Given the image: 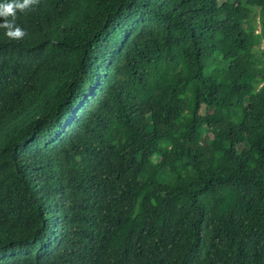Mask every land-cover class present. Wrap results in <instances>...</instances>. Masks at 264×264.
Listing matches in <instances>:
<instances>
[{
  "label": "trees",
  "instance_id": "1",
  "mask_svg": "<svg viewBox=\"0 0 264 264\" xmlns=\"http://www.w3.org/2000/svg\"><path fill=\"white\" fill-rule=\"evenodd\" d=\"M16 24L0 264H264V0H39Z\"/></svg>",
  "mask_w": 264,
  "mask_h": 264
},
{
  "label": "clouds",
  "instance_id": "2",
  "mask_svg": "<svg viewBox=\"0 0 264 264\" xmlns=\"http://www.w3.org/2000/svg\"><path fill=\"white\" fill-rule=\"evenodd\" d=\"M39 0H5L0 3V28L5 29V35L10 39H22L27 34L16 24V13L24 12L38 4Z\"/></svg>",
  "mask_w": 264,
  "mask_h": 264
},
{
  "label": "rangeland",
  "instance_id": "3",
  "mask_svg": "<svg viewBox=\"0 0 264 264\" xmlns=\"http://www.w3.org/2000/svg\"><path fill=\"white\" fill-rule=\"evenodd\" d=\"M252 18L255 20V21H254V24L256 25V31L258 32V31H259L258 10H255V11L253 12V14H252ZM259 48H260L261 50H264V36H263V35L260 37ZM233 49H234V48H233ZM235 51H236V50L234 49V52H235ZM232 67H235V65H233ZM243 154H244L245 156H248L249 152H248V150H247L246 148H243Z\"/></svg>",
  "mask_w": 264,
  "mask_h": 264
}]
</instances>
